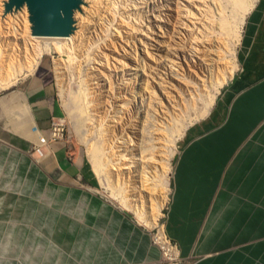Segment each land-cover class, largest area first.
<instances>
[{
    "label": "crops",
    "instance_id": "1",
    "mask_svg": "<svg viewBox=\"0 0 264 264\" xmlns=\"http://www.w3.org/2000/svg\"><path fill=\"white\" fill-rule=\"evenodd\" d=\"M218 94L182 137L165 229L195 264H264V0ZM55 106L38 77L0 102L20 117L0 131V264H161L151 231L86 184L68 141H50Z\"/></svg>",
    "mask_w": 264,
    "mask_h": 264
},
{
    "label": "rangeland",
    "instance_id": "2",
    "mask_svg": "<svg viewBox=\"0 0 264 264\" xmlns=\"http://www.w3.org/2000/svg\"><path fill=\"white\" fill-rule=\"evenodd\" d=\"M6 1L8 0H0V55H3L4 60H8L9 62L14 61L16 67L19 66L20 68H25H23L24 74L20 76L13 85H10V87L7 88H0V102L9 101V99L19 95L20 92H23L31 78L38 77L41 81H48L49 84L54 87V103L56 106L54 113L55 116H53V118L62 123L65 128L68 142L74 147L76 155L80 159L84 168L89 172V180L86 184L95 189L98 194L105 199H108L115 205L123 208V206L110 195L112 186H117L112 175L114 173L110 172L109 174L106 173L107 175L105 173L100 175L95 172L87 152L90 144H100V142L103 144L106 140L109 141L110 138L112 139L114 130L112 124L113 114L120 110L118 104L121 105L126 100L127 104L124 107L128 110L131 125H136L132 122L133 119H136V121H140L141 119V114H139L138 111H134V104L135 102L138 103L137 101L139 99L137 98V100L134 98L135 101H133L130 96H126L127 94L124 92V87L123 85L121 86V75L118 71L128 69L135 60L139 65V75L145 71L146 75H149L150 78L145 80V77L143 80L138 75L136 78L133 77L134 83H143L146 90L153 91L152 104L154 107H157L160 104L161 110L166 113L168 118L176 117L177 119H174L178 121L179 125L185 124L189 119L191 108H195L194 110H196V108L202 107L205 99H208L215 90H218L219 93L231 80H228L223 86L215 87L221 80L227 77L226 75L233 73L235 67L237 68V60L239 63V46L246 18L257 0H249V8L245 13L243 24L235 21V17H233V13L228 7L226 0H206V9L202 15L201 13L198 14L197 19L194 17L198 9L192 8L185 0H182V2L181 0H102V2L95 8L90 7L89 4H83L84 2L81 0L83 3H80V6L78 7L79 10L77 11L85 12L84 17L86 21L94 28L86 30V36L80 44L75 40L74 44L71 46L67 43V48L62 52L53 48L49 53H43V56L39 58L40 62H38L37 66L31 71H27L26 67L31 62L30 60L37 59L39 53L38 49L44 50L46 48V43L50 41L51 44L49 46L55 47L53 44L55 41L41 39L36 42L37 40H33L32 37H30L31 35H29L31 23L30 21L27 22L29 12L27 10H25L26 12L23 11V7L22 9L20 8L21 10L15 9V12H9L5 7ZM177 2L179 3L180 8L177 7ZM82 6L85 8L83 9ZM220 10L226 11L231 17L232 24L239 27V29L237 38L232 39L230 43L227 44V57L225 56V58L216 62L218 64V70L211 71L199 67L195 60L192 62L190 57L193 56V54H185L187 49L183 47H186L187 41L185 38H187L191 23L194 22L198 25H202L203 22L199 23V19L201 18L200 21H202V18L208 14L211 16L215 15V18L216 16L218 18ZM179 12L181 14L180 16L184 15L185 17L184 24L182 23V20H180ZM210 29L213 28H209L208 30ZM214 29L216 30V28ZM208 30L204 31L206 37L208 36ZM162 35H165V37ZM162 37L164 41L169 39L172 42L166 41L165 45L169 47V49L167 48L168 51L164 53L165 55L162 57L163 59L160 58L157 63L159 58L154 52V46L158 47V40ZM199 40H202V38L200 37ZM171 43L172 47L170 46ZM144 45H151V49H153L152 51L154 52H152V54H154V61L150 62V64L152 63L156 65L150 67L146 59L143 57L142 47ZM199 47L203 49L202 46ZM208 58H210V61L218 59V57L215 56V53L210 54ZM118 60H122V62H119ZM166 60L170 61L168 64L172 66V68H167L168 65ZM122 63L125 64L122 66ZM160 67L162 68V72L160 71ZM236 71L233 73V77L235 76ZM161 73L162 75H160ZM102 76H106V79H109L107 80L108 83H103L100 80ZM171 85H174L175 87ZM164 89L171 92L169 95L174 102L172 101L171 103H168L163 95ZM179 89L181 91H179ZM82 91H85L88 94L90 101H92V111H89V116L87 114L82 115L76 111L77 106L75 98L77 99ZM162 99L164 100L162 101ZM197 104L199 107H196ZM20 112H22L21 108ZM75 112H78V114ZM161 115L165 116L163 112H161ZM172 115L174 117H172ZM118 116L119 115L116 117ZM193 117L194 115H192V118ZM19 121L20 117L15 108L9 107L3 109L0 107V131L4 129L19 131L16 127V123ZM196 122L198 121H195L194 123ZM125 123H127V121ZM191 125L186 127V131ZM87 128L91 130V133L90 130H85ZM132 134L127 135L129 141L130 138H133ZM184 134L183 136H185ZM182 137L175 145L168 147V152L165 153L162 151V154L155 150L153 152L154 157L151 158H154V161H163L164 159L165 161H169V164L165 165L169 166V170L166 172L167 175L164 174L162 176V185L152 188L154 192L158 194L152 212L157 215L158 211L161 209L160 206L164 203L157 220L159 221V226L165 225V217L172 192V175L175 166V157L179 146H181L183 142L184 137ZM34 148L35 146L32 147V149H29L31 155L37 152ZM118 149V151H113V158L116 159V161H120V164L117 165L123 166L122 162H124V160L118 157V154L122 151V147ZM124 163H126V161ZM155 165L158 166V164ZM124 170L125 169L122 168V171ZM159 171L157 173L154 172L153 175L156 174V177H159ZM129 182L130 183H128L127 186H131V184L134 183L132 177L129 178ZM149 189L151 190V187ZM130 203L132 205H139L138 201L134 199H131ZM155 207L158 208L156 209ZM128 211L141 226L150 230L151 233L152 230L156 228L144 225L138 220L133 211ZM196 260V258H192L190 264H195Z\"/></svg>",
    "mask_w": 264,
    "mask_h": 264
},
{
    "label": "bare ground",
    "instance_id": "3",
    "mask_svg": "<svg viewBox=\"0 0 264 264\" xmlns=\"http://www.w3.org/2000/svg\"><path fill=\"white\" fill-rule=\"evenodd\" d=\"M185 1H187L188 4L192 8L198 9L197 13L194 17L196 19H197L198 14L201 13V15H202V13L206 9V0H185ZM8 2H9V0L6 1L5 7H6ZM83 2L80 0L81 4L82 3L85 5L89 4L90 7L95 8V7H97L98 4H100L102 2V0H83ZM181 2H182V0H181ZM226 3L228 5V7L231 9V12L233 13V17H235L234 18L235 21H237L240 24H243L244 20H245L244 19L245 13L248 11V8H249V0H226ZM176 4H178L177 7L180 8L179 3L177 2ZM79 6H80V4H79ZM22 7H23V11L27 10L29 12V17H28L27 22L30 21V23H31V30L29 31L30 32L29 35H31L30 37H32L33 40L34 39L37 40L36 42H38V40L40 41L41 39L55 41V42H53L55 47L49 46L51 44L50 43L51 41H50V42L46 43V45H45L46 48L44 50L38 49V51H39L38 57L36 60L35 59L30 60L31 62L26 67L27 71H31L37 66L38 62H40L39 58H41L43 56V53H45V52L49 53L50 50H53V48L60 50L62 52L67 48V46H68V45H66L67 43L70 44V46H71L72 44H74L75 40H76V42L78 41V43L80 44L86 36V30H90V29L94 28L91 24H89L86 21V19L84 17L85 12H83V11L80 12V11H77L79 9H76L74 11V15H73L74 24H73L72 33L68 34L67 36H38V35H34L33 29H32L33 23L30 19L31 14H30V11H29V8H28V5L26 2H24L20 6H14L11 10H8L7 8L6 9L9 12H12V11L15 12V9L19 10L20 8L22 9ZM181 7H182V5H181ZM84 8L85 7H83V9ZM180 15L181 14L179 12V17L181 18L180 20H182V23L184 24L185 17H184V15L183 16H180ZM200 19H199V23L203 22V24L202 25L200 24L201 25V27H200V25H198L194 22L191 23L189 30H188L187 38H185V40L187 41V43L185 42L186 47L184 45H182V46H184L183 48L187 49V52L185 50V52H186L185 54H187V55L191 54V53L193 54L194 57L193 56L190 57L191 61L193 62L195 60V62L197 63V65L199 67L204 68V69H208L211 71H214L216 69L218 70V67H217L218 64L216 62L220 61V59H222V58H225L226 54L228 53V50H227L228 45L227 44L230 43V41L232 39L237 38L239 27L232 24L231 17L224 10H220L218 18H217V16L215 18V15L211 16L210 14H208L202 18V21H200ZM24 22H26V21H24ZM27 24H29V23H27ZM209 28H213V29L208 30ZM214 28H216V30ZM207 30H208V32H207L208 36L206 37V34L204 33V31H207ZM92 31H94V30H92ZM26 32H28V31H26ZM162 36L165 37V35H162ZM163 37L158 40L159 41L158 43L156 42L157 40L155 41L158 44L157 45L158 47L154 46L155 47L154 52H155L156 56L159 58L157 63L159 62L160 58L163 59L162 57L165 55L164 53H166L169 49V47H167L165 45L166 41L167 42L171 41L169 39H168L169 41L168 40L164 41ZM200 37L202 38V40H199ZM166 39H167V36H166ZM168 44H170V43H168ZM170 46L172 47V43ZM199 46H202L203 49H201ZM173 47H174V45H173ZM33 48H34V46H33ZM34 50H36V49H34ZM152 50L153 49H151V45L150 46L144 45L142 47L143 57L146 59L147 63L150 65V67L153 65H156V64H152V63L150 64V62L154 61V54H152V52H153ZM214 53H215V56L218 57V59L210 61V58H208V57L210 56V54H214ZM168 59H169V57H168ZM186 59H187V57H186ZM9 60H11V59H9ZM27 60H29V59H27ZM70 60H71V58H70ZM118 61L122 62V60H118ZM174 61H176V60H174ZM166 62L168 65L167 68L168 69L172 68V66H170L168 64V62H170V61L166 60ZM164 63H162V64H164ZM123 64H125V63H122V66H123ZM138 67H139L138 63L134 60L128 69H123L122 71L117 70V71L121 75L120 76L121 77L120 82H121V86L123 85V87H124V90H125L124 92L127 94L126 96H130L133 101H135V99H137V98L139 99V100L137 99L138 103L135 102V104H134V111L135 112L138 111L139 114H141L140 121H136V119H133L132 122H134V124H136V125H131L130 120H129V116H128V110H126L124 107L127 104L126 100L121 105L118 104V107H120V110L114 112V114H113L112 124H113L114 130H113V134H112V139L110 138L109 141L106 140L103 144H102V142H100V144H98V143L97 144H95V143L90 144L87 152H88L89 159L92 163V167L95 170V172H97L100 175L104 174V173L109 174L110 172L114 173L112 175H113V179H115V183L117 184V186H114V185L112 186L110 195L114 199H116L123 206V208L133 211L141 223H143L146 226L149 225L153 228V227L159 226L158 225L159 221H157V220H158V217L160 216V211L163 208L164 203L161 206L159 205L161 209H160V211H158L157 215H156V213L152 212L154 209V203L156 202V198L158 195L157 193L154 192V190L152 188H155L158 185H162V176L164 174H166V172L169 170V166H165L166 164H169V161H165V159L163 161H154L153 160L154 158L151 159L152 157H154L153 152L155 150L161 152L162 154H163L162 151H164L165 153L168 152V147L175 145L176 142L179 139H181L184 132L186 131V127H188L189 125H191L195 121H199L200 119L205 118L209 114V111H210L213 103L215 102V99L218 95V90H215L213 92V94H211L208 99L204 100L205 102H204V105L202 107H199V105L197 104L196 107H199V108H196V110H194L195 108L194 109L191 108V111L189 112L190 116H189L188 121L183 125L182 124L179 125L178 121L176 120L177 119L176 117H174L172 115V117L176 118V119H174V118H168L166 116V113L163 110H161L160 104L157 107H154V105L152 104V99H153V94H154L152 90H146L144 88L143 83H137V84L134 83L133 77L136 78V76L138 77V75L140 74V73H138V72H140ZM23 68H25V67H21V68L19 66L16 67L14 64V61L9 62L8 60H4L3 55H0V88H7V87H10V85H13L20 78V76H22L24 74ZM161 69L162 68L160 67V71H161ZM164 69H165V67H164ZM179 69H180V67H179ZM140 70H142V69H140ZM236 70H237V68L235 67L233 70V73H235ZM144 72L145 71H143L141 73V75H139V77H141L143 80L145 77H146L145 80L147 78H150V76L146 75V72L145 73ZM193 72H195V71H193ZM233 73L226 75L227 77L224 78L223 80H221L218 83V85H216L215 87H220V86H223L225 83H227L228 80L232 79ZM160 75H162V73ZM189 75H190V73H189ZM178 76H180V75H178ZM102 77H105V78H102ZM102 77L100 80L103 83H106L107 80H109L108 78L106 79V76H102ZM186 83L189 84L188 82H186ZM171 86L175 87L174 85H171ZM122 88H120V89H122ZM187 89H188V87H187ZM179 91H181V90L179 89ZM170 93L171 92L168 91L167 89L163 90V95H164L165 99L168 101V103H171L173 101V99L169 95ZM126 96H123V97H126ZM163 100L164 99H162V101ZM122 101H123V99H122ZM127 101H129V100H127ZM73 103H74V101H73ZM75 103L77 106L76 111H78L82 115L87 114L89 116V111H92V101H90V98L85 91H82L79 94V97H77V99L75 98ZM78 112H75V113L78 114ZM161 112H163L165 114V116L161 115ZM72 113H74V112H72ZM117 115H119V116L116 117ZM192 115H194L193 118H192ZM126 118H128V119H126ZM91 119H92V117H91ZM125 120L127 121V123H125L126 122ZM85 130L89 131L90 129L87 128ZM90 133H91V130H90ZM130 134H132L133 138H130V141H129L127 135H130ZM135 137H136V139H135ZM120 147H122V151L118 154V157L122 158L124 160V162L126 161V163L122 162L123 166L117 165V164H120V161H116V159L113 158V151H118L119 150L118 148H120ZM119 158H118V160H119ZM155 164H158V166ZM122 168L125 169L124 170L125 172L122 171ZM165 168H166V170H165ZM159 169H160V171H159ZM158 171H159L158 174H160L159 177H156V174L153 175L154 172L157 173ZM131 177L133 178L134 183L131 184V186H127L128 183H130L129 178H131ZM109 181H110V178H109ZM150 187H151V190L149 189ZM131 199L138 201L139 205H137V204L132 205L130 203Z\"/></svg>",
    "mask_w": 264,
    "mask_h": 264
},
{
    "label": "water",
    "instance_id": "4",
    "mask_svg": "<svg viewBox=\"0 0 264 264\" xmlns=\"http://www.w3.org/2000/svg\"><path fill=\"white\" fill-rule=\"evenodd\" d=\"M27 3L33 34L38 36H67L73 31V15L80 0H9L8 10Z\"/></svg>",
    "mask_w": 264,
    "mask_h": 264
},
{
    "label": "built area",
    "instance_id": "5",
    "mask_svg": "<svg viewBox=\"0 0 264 264\" xmlns=\"http://www.w3.org/2000/svg\"><path fill=\"white\" fill-rule=\"evenodd\" d=\"M56 140L68 141L64 126L53 118L50 141ZM151 234L153 243L161 251V264H190L191 259L182 256L179 243L168 235L165 225L156 227Z\"/></svg>",
    "mask_w": 264,
    "mask_h": 264
}]
</instances>
